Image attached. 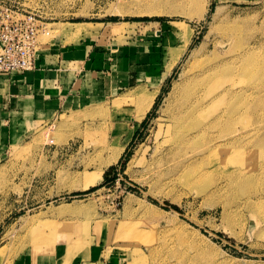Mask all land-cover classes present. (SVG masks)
I'll return each instance as SVG.
<instances>
[{
  "label": "rangeland",
  "instance_id": "1",
  "mask_svg": "<svg viewBox=\"0 0 264 264\" xmlns=\"http://www.w3.org/2000/svg\"><path fill=\"white\" fill-rule=\"evenodd\" d=\"M19 1L44 22L40 52L53 42L154 52L158 75L60 109L2 147L0 264L64 242L117 264H264V0ZM224 56L235 66L220 79L222 113L187 121L183 163L164 164L197 66ZM144 96L154 102L140 119ZM226 108L230 121L211 125Z\"/></svg>",
  "mask_w": 264,
  "mask_h": 264
},
{
  "label": "crops",
  "instance_id": "2",
  "mask_svg": "<svg viewBox=\"0 0 264 264\" xmlns=\"http://www.w3.org/2000/svg\"><path fill=\"white\" fill-rule=\"evenodd\" d=\"M128 51L109 54L88 44L53 42L40 52L31 70L0 75V153L7 142L27 136L37 123L51 120L60 109L116 96L130 84L157 78L154 52L135 57ZM61 263L117 264L114 257L105 259L99 246L74 251L66 242L49 253L32 254L21 264Z\"/></svg>",
  "mask_w": 264,
  "mask_h": 264
},
{
  "label": "bare ground",
  "instance_id": "3",
  "mask_svg": "<svg viewBox=\"0 0 264 264\" xmlns=\"http://www.w3.org/2000/svg\"><path fill=\"white\" fill-rule=\"evenodd\" d=\"M230 59H231V56L230 57L224 56V57H219V58L214 57L212 58L211 61L207 63H202L199 66H197V70L195 71L193 75L192 84L187 89V91L183 95V99H181L179 103V108L177 111L178 118H174L176 130H175V135L172 136L171 138V140L173 141L172 144L174 148V151H173L174 155H172L173 157L172 158L170 157L171 159H168L167 162H164V164L168 163L169 161L171 162V160H173L175 164L178 163V165H181L183 163V155H184L183 154V137H182L181 132L184 126L186 125L187 121H189L191 118H202L203 116H205V118H208L209 115H212V114H216L215 118H217L222 113L220 106L223 102L225 104V100H226L225 98H227L225 96V93L227 92L228 89L227 87H224L226 90H221V91L219 90L220 87L224 85L223 84L224 82H221L220 79L222 78L223 75L228 74V72H230L235 66V64L232 63ZM247 59H248L247 53L243 52V54L240 55V60H238L240 61L239 63H241V67L245 70L247 69V64H246V62L248 61ZM143 95L145 94L143 93ZM142 99H144V101L140 104L139 114H137L138 115L137 117L140 119H142L145 116L148 109L152 106L154 102L153 96L152 97L144 96ZM223 112H224L223 116L219 117L218 121H215V123H211V125L216 124L218 126L226 120L230 121L229 118H226V114L228 117H231L232 116L231 109L226 108V110H223ZM232 112H233V109H232ZM206 132L209 134L211 131L206 129ZM197 133H198V130L196 129L193 130L190 127L185 131L186 135L189 134L188 139H190L189 138L190 136L192 135L194 136ZM223 139H226V138H223ZM226 141H227L226 142V145H227L230 142V140L226 139ZM221 145L222 144H220L218 141L216 143L211 142V144H208V146L205 148V151H207V153L209 154H212L213 150L219 149ZM118 150H120V148ZM113 152H115V149ZM186 157L187 159H189V161L194 160V155L192 154L186 155ZM232 177L233 175H231L230 180H234V178L237 176H235L233 179ZM238 178H241V179L247 178V171H244V169L243 170L240 169ZM252 201L253 200L251 199V202Z\"/></svg>",
  "mask_w": 264,
  "mask_h": 264
},
{
  "label": "built area",
  "instance_id": "4",
  "mask_svg": "<svg viewBox=\"0 0 264 264\" xmlns=\"http://www.w3.org/2000/svg\"><path fill=\"white\" fill-rule=\"evenodd\" d=\"M44 29L41 15L19 0H0V75L34 67L44 44L40 37Z\"/></svg>",
  "mask_w": 264,
  "mask_h": 264
},
{
  "label": "trees",
  "instance_id": "5",
  "mask_svg": "<svg viewBox=\"0 0 264 264\" xmlns=\"http://www.w3.org/2000/svg\"><path fill=\"white\" fill-rule=\"evenodd\" d=\"M176 207V206H175Z\"/></svg>",
  "mask_w": 264,
  "mask_h": 264
}]
</instances>
